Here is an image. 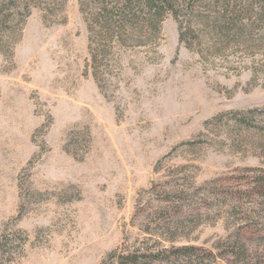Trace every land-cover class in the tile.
Returning <instances> with one entry per match:
<instances>
[{
	"label": "rangeland",
	"instance_id": "374dc122",
	"mask_svg": "<svg viewBox=\"0 0 264 264\" xmlns=\"http://www.w3.org/2000/svg\"><path fill=\"white\" fill-rule=\"evenodd\" d=\"M80 3L32 0L0 49V264H264V0H220L211 50Z\"/></svg>",
	"mask_w": 264,
	"mask_h": 264
},
{
	"label": "trees",
	"instance_id": "16d2710c",
	"mask_svg": "<svg viewBox=\"0 0 264 264\" xmlns=\"http://www.w3.org/2000/svg\"><path fill=\"white\" fill-rule=\"evenodd\" d=\"M32 0H10L0 5V49L20 37L22 24L29 12ZM210 0H80V5L89 11L90 22L108 39L119 44L146 45L157 40L160 25L168 11L179 22L180 38L190 45V38L211 50L221 44L217 33L222 31L218 24L222 20L223 9L216 1V12L209 16L203 11ZM85 4V5H84ZM211 18H213L211 24ZM217 22V23H216ZM211 34L213 37H209ZM225 34V33H224ZM224 34H220L224 36ZM187 36V38H186ZM199 43V44H200ZM192 44V43H191ZM257 182L259 193L264 197V177Z\"/></svg>",
	"mask_w": 264,
	"mask_h": 264
}]
</instances>
